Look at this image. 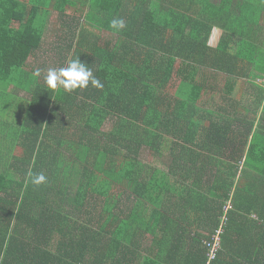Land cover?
<instances>
[{"label":"trees","instance_id":"1","mask_svg":"<svg viewBox=\"0 0 264 264\" xmlns=\"http://www.w3.org/2000/svg\"><path fill=\"white\" fill-rule=\"evenodd\" d=\"M77 57L104 87L49 89ZM0 109V264H264V0H0Z\"/></svg>","mask_w":264,"mask_h":264},{"label":"clouds","instance_id":"2","mask_svg":"<svg viewBox=\"0 0 264 264\" xmlns=\"http://www.w3.org/2000/svg\"><path fill=\"white\" fill-rule=\"evenodd\" d=\"M125 26L123 19H113L109 25L115 33L123 30ZM40 75V69H36L33 73L34 77H40ZM44 82L49 89L62 90L66 93H71L78 89H86L89 85L96 89H102L104 87L101 80L93 75V71L79 57L69 60L66 66L59 69L49 68L44 77ZM28 175L30 182L34 186L47 183V177L43 173L33 174L30 172Z\"/></svg>","mask_w":264,"mask_h":264},{"label":"crops","instance_id":"3","mask_svg":"<svg viewBox=\"0 0 264 264\" xmlns=\"http://www.w3.org/2000/svg\"><path fill=\"white\" fill-rule=\"evenodd\" d=\"M65 2V1H64ZM69 3H68V1H66L65 2V4H64V6H62L61 8H60V11L58 12V14L60 15V27H59V29L57 30V31H55V33L53 34V35H51L50 33V35H49V39H48V41H49V45H50V47H52L51 49H49V50H51V51H54V48L57 50L58 49V47H59V44H56L58 41H59V37L60 36H62V37H64V35L67 33V32H59V30H60V28L62 29L63 28V23H65V20L64 19H61V17L62 16H65L67 19L69 18L70 19V17H68L69 15L68 14H64L63 13V11L65 10V7H68V10H67V12H69V11H71V18H78L80 15H82V14H84V13H86V10H84L82 7H81V5H78V4H76V5H68ZM243 5H246V8H247V10L248 11H250L249 10V8H251V5L249 6V4L248 3H244ZM234 7V16H235V18H236V16H237V14L241 11V7H240V5H234L233 6ZM245 8V9H246ZM79 12L81 13L82 12V14H79ZM53 13H56V10H54V12H52V10H51V19H52V15H53ZM65 18V19H66ZM66 19V20H67ZM238 20V19H237ZM51 23V22H50ZM233 25H234V23H233ZM237 25V24H236ZM51 26H52V24H51ZM51 28V27H50ZM93 34H95V33H93V31L91 30V33L89 34V36H91V35H93ZM223 30L220 28V27H218V28H216L215 30H214V32H213V34L211 35V37H210V40H209V47L210 48H212V49H216V48H219V45H220V43H221V40H222V38H223ZM104 36H107V34H104ZM53 37H55V39H53ZM50 39L52 40V41H55L54 43H51V41H50ZM77 40H79L78 38H76ZM77 40H75V43H77L78 41ZM80 41V40H79ZM56 44V45H55ZM238 46L237 45H234V47L232 46L231 47V53H232V55L234 54V55H237L238 54ZM56 52V51H55ZM59 52V51H58ZM49 57H53V56H49ZM57 56H55V58H56ZM177 67H179V63H178V65H177ZM175 82H177V85L175 86V84L173 85V86H175V87H179L180 85H179V82L178 81H175ZM238 82H239V85L241 86V87H244V86H246V84H245V80H241V78H239V80H238ZM10 90H12V88L10 89ZM172 92H174V90H172ZM219 106H220V101H219ZM245 105H248V103L247 104H245ZM218 106V107H219ZM219 111V110H218ZM219 114H222L221 112H219ZM146 164H150V165H153V167L154 168H156V169H158V170H161L162 171V168H165V170L167 169V167L166 166H163L162 164H158V162H156V163H146ZM164 170V169H163ZM163 174V173H162ZM126 201V200H125ZM125 201H124V203H125ZM131 201H134V199H131ZM127 207V209L128 210H132L133 211V213L136 211V207H137V204H129V205H127L126 206ZM147 208V211H148V207H146ZM130 212V211H129ZM94 215H97L96 213H94ZM145 216V215H144ZM127 217V214H123V215H121L120 216V218H122V219H125ZM88 219L90 220V224H86L85 222V224L84 225H87V226H89L90 228H92L94 231H97L98 230V226H96V216H94V217H91V216H89L88 217ZM81 225V224H80ZM107 226V225H106ZM111 231V230H110ZM118 231V230H117ZM115 233H117V232H115ZM159 234H161V233H159ZM147 241H149V242H147L146 244H144L143 246L145 247V248H147L146 246H149V247H151L152 246V241H151V239H148ZM153 244H155V243H153Z\"/></svg>","mask_w":264,"mask_h":264},{"label":"rangeland","instance_id":"4","mask_svg":"<svg viewBox=\"0 0 264 264\" xmlns=\"http://www.w3.org/2000/svg\"><path fill=\"white\" fill-rule=\"evenodd\" d=\"M245 1H247V2L249 1V2L254 3L256 0H245ZM67 10H68V7H65V10L63 11V13L64 14H68L69 15L68 17L71 18V15H72L71 14V11L67 12ZM52 16H53L52 19H51L52 26H51V30H50V34L51 35H53L55 33V31H57L59 29V27H60V18H59L60 15L58 13H53ZM53 39H55V37H53ZM68 39H72V38H68ZM50 41H51V43H54L56 40L55 41H52L50 39ZM51 65H52V63H51ZM175 81H174V83H175V86H176L177 85V82H175ZM209 99L212 101L211 103L208 104L211 107H213V106L215 107V105H217L216 103H219V100H218L219 97L218 96H210ZM214 102H216V103H214ZM0 111H2V110L0 109ZM12 113H13L12 111H8V112H5L4 111L3 112V115H5L4 118L7 119V120H10V115ZM112 125H113V122L109 121L107 123V125L105 126V128H104L105 131H111L112 130ZM3 146H5L4 143H3ZM143 156H144L143 160H144L145 163H156V162H158L157 161V158H155V156H154V152L153 151H150L149 149L144 152ZM1 164H2V160H0V166H1ZM158 164H165V161H163V160L161 162L159 161ZM163 169L165 170V168H162V170ZM3 170H5V169H3V168L0 167V173H3ZM74 193L75 192H73V194Z\"/></svg>","mask_w":264,"mask_h":264},{"label":"built area","instance_id":"5","mask_svg":"<svg viewBox=\"0 0 264 264\" xmlns=\"http://www.w3.org/2000/svg\"><path fill=\"white\" fill-rule=\"evenodd\" d=\"M221 235H222V232L219 233V237H218V239L216 241V245L213 248L211 261H213V260H215L217 258V255L220 252L219 250H221Z\"/></svg>","mask_w":264,"mask_h":264}]
</instances>
